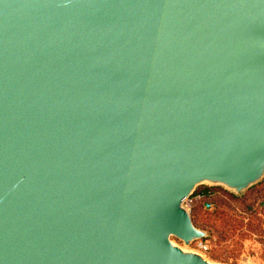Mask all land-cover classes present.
<instances>
[{"label": "water", "instance_id": "obj_1", "mask_svg": "<svg viewBox=\"0 0 264 264\" xmlns=\"http://www.w3.org/2000/svg\"><path fill=\"white\" fill-rule=\"evenodd\" d=\"M264 178V0H0V264H230L186 200Z\"/></svg>", "mask_w": 264, "mask_h": 264}, {"label": "rangeland", "instance_id": "obj_2", "mask_svg": "<svg viewBox=\"0 0 264 264\" xmlns=\"http://www.w3.org/2000/svg\"><path fill=\"white\" fill-rule=\"evenodd\" d=\"M199 186V190L206 188ZM208 187V195L190 208L195 223L210 232L202 239L208 245L204 253L224 263L264 264V178L241 196ZM206 199L212 203L210 209L204 207Z\"/></svg>", "mask_w": 264, "mask_h": 264}, {"label": "built area", "instance_id": "obj_3", "mask_svg": "<svg viewBox=\"0 0 264 264\" xmlns=\"http://www.w3.org/2000/svg\"><path fill=\"white\" fill-rule=\"evenodd\" d=\"M208 195V192L207 193H202V192H197L196 194L194 195H191L187 200H186V203L187 205L189 206V208H191L192 204L202 198L203 196H207ZM204 207L206 209H210L212 207V203L211 201H209L208 199L204 200ZM191 244H194V248L202 251V252H206L208 250V245L202 240V239H197V240H194L190 243Z\"/></svg>", "mask_w": 264, "mask_h": 264}, {"label": "trees", "instance_id": "obj_4", "mask_svg": "<svg viewBox=\"0 0 264 264\" xmlns=\"http://www.w3.org/2000/svg\"><path fill=\"white\" fill-rule=\"evenodd\" d=\"M261 181H262V180H261ZM261 181H260V182H261ZM260 182H259V183H260ZM257 184H258V183H257ZM257 184H255V185H257ZM255 185H253V186H255ZM199 187H200V186H199ZM205 187H206L205 189H201V190H199V188L196 187L192 195L196 194L197 192L207 193V192H208V189H207V188H209V187H208V186H205ZM248 189H250V188H248ZM191 214H192V212H191ZM192 218H193V215H192ZM193 222L195 223L194 220H193ZM195 224L198 225L197 223H195ZM198 226H199V225H198ZM202 239H204V238H202Z\"/></svg>", "mask_w": 264, "mask_h": 264}]
</instances>
